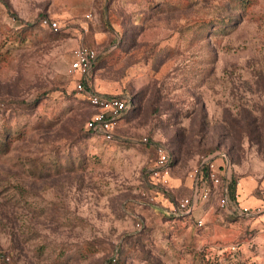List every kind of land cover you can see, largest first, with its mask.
Instances as JSON below:
<instances>
[{
	"label": "rangeland",
	"instance_id": "rangeland-1",
	"mask_svg": "<svg viewBox=\"0 0 264 264\" xmlns=\"http://www.w3.org/2000/svg\"><path fill=\"white\" fill-rule=\"evenodd\" d=\"M162 1L0 0V264H264V214L216 198L172 214L212 151L264 198V0ZM81 46L99 55L86 89L135 99L124 142L85 131ZM160 144L166 191L150 178Z\"/></svg>",
	"mask_w": 264,
	"mask_h": 264
},
{
	"label": "built area",
	"instance_id": "built-area-1",
	"mask_svg": "<svg viewBox=\"0 0 264 264\" xmlns=\"http://www.w3.org/2000/svg\"><path fill=\"white\" fill-rule=\"evenodd\" d=\"M41 25L54 32H59L61 29L58 21L48 18L41 20ZM98 57L99 55L94 48L88 46L79 47L75 52L72 71L82 72L84 75L78 84V89L88 96L89 104L94 112L87 122V129L93 135L110 142L118 138L117 126L132 109L133 98L130 95L112 96L97 94L92 90L86 89V76L93 71ZM143 142L147 144L148 140L144 139ZM155 151L156 162L150 170V178L154 180V185L157 188L166 191L171 178L175 155L172 149L166 145H156ZM218 157H222L223 165L217 164L216 159ZM230 167V159L225 154L217 152L203 158L195 173L192 174L194 179V191L192 195L179 200L172 209V214L178 217L193 215L201 201H208L214 195L218 197L219 205L222 209L245 216H259L263 214V208L256 210L243 208L237 200L230 197L228 192V184L231 181ZM204 168L208 171L207 181L203 180ZM197 224L199 227H202L203 219H197Z\"/></svg>",
	"mask_w": 264,
	"mask_h": 264
},
{
	"label": "trees",
	"instance_id": "trees-1",
	"mask_svg": "<svg viewBox=\"0 0 264 264\" xmlns=\"http://www.w3.org/2000/svg\"><path fill=\"white\" fill-rule=\"evenodd\" d=\"M150 0H145V2L146 3H149V4H151L150 2H149ZM167 0H163L161 3H160V6H165V4L166 3H173V2H166ZM243 2H244V5H243V3H242V5L244 6V7H246L247 5H248V2H249V0H243ZM98 61H99V57H98V59H97V62H96V64H95V67H94V69H93V71L94 70H96V68H97V66H98ZM106 95H109V94H106ZM112 96H114V95H112ZM133 98V97H132ZM135 109V99L133 98V106H132V109L130 110V112L132 111V110H134ZM129 112V113H130ZM128 113V114H129ZM126 117V116H125ZM124 117V118H125ZM90 119V118H89ZM88 119V120H89ZM88 122V121H87ZM85 131H86V133L88 134V135H91V136H95V135H93L92 133H91V131H89L88 129H87V123H86V126H85ZM7 133H9V132H7ZM6 133V134H7ZM118 136V135H117ZM258 137H260V135L258 136ZM103 141H105V140H103ZM114 141H120V142H124V138L123 137H118V138H116L115 140H113V141H110V142H114ZM105 142H109V141H105ZM10 143H11V140H9L8 139V137H7V135L6 136H4L3 137V139L2 140H0V157H2V156H4V155H6V154H8L10 151H11V146H10ZM147 145H149L148 143H147ZM215 153H217V151H212V152H209V153H207L206 155H204V156H202L201 157V159H200V162H199V165L201 164V162H202V160H203V158H205V157H208V156H210V155H212V154H215ZM207 175H208V171H207V169H205L204 168V171H203V180L204 181H207ZM228 192H229V195H230V197L232 198V199H235L236 200V195H237V181L234 179V177L232 176V178H231V181L229 182V184H228ZM184 219H187V218H193V215H190V216H186V217H183Z\"/></svg>",
	"mask_w": 264,
	"mask_h": 264
},
{
	"label": "crops",
	"instance_id": "crops-1",
	"mask_svg": "<svg viewBox=\"0 0 264 264\" xmlns=\"http://www.w3.org/2000/svg\"><path fill=\"white\" fill-rule=\"evenodd\" d=\"M192 176V175H191ZM240 184V183H239ZM241 185V184H240ZM260 186L262 187V188H264V179L260 182ZM187 188H188V190H189V192H190V195L189 196H191L192 195V193H193V191H194V179H193V176H192V179L190 180V184L187 186ZM257 188V186L256 185H253L252 183H251V185L249 186V191H250V194H254L253 192L255 191V189ZM248 192H247V188L245 187V186H243V187H240L239 186V188L237 189V195H236V200L238 201V203H239V205L241 206V207H243V208H247L245 205H242L241 204V201H243L244 203L245 202H249L250 201V203L252 204V205H255L256 206V208H252L251 210H256V209H258V208H263V210H264V198H258V197H256V196H252V197H250L249 199H247V196H246V194H247ZM188 196V197H189ZM213 198H216L217 200H219L218 199V197H216V195H214V196H212L208 201H201L200 203H199V205L197 206V209H196V211H198V213H199V211L201 210L202 212H205L206 211V205L207 204H209L210 202H211V200L213 199ZM219 205V204H218ZM250 209V208H249ZM264 214V213H263ZM263 214H261V215H263Z\"/></svg>",
	"mask_w": 264,
	"mask_h": 264
}]
</instances>
